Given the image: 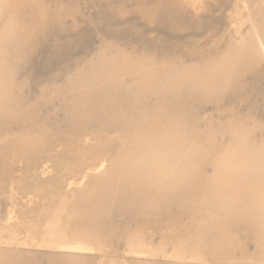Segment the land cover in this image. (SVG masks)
Here are the masks:
<instances>
[{"label": "bare ground", "instance_id": "1", "mask_svg": "<svg viewBox=\"0 0 264 264\" xmlns=\"http://www.w3.org/2000/svg\"><path fill=\"white\" fill-rule=\"evenodd\" d=\"M0 264H264V0H0Z\"/></svg>", "mask_w": 264, "mask_h": 264}, {"label": "rangeland", "instance_id": "2", "mask_svg": "<svg viewBox=\"0 0 264 264\" xmlns=\"http://www.w3.org/2000/svg\"><path fill=\"white\" fill-rule=\"evenodd\" d=\"M114 17L116 18V16H114ZM117 17H118V16H117ZM115 18L113 19V25H114L115 27L120 26L118 29H123V34H122L123 36L121 35V38L124 37L123 39H125V38H126V39H130L131 36H133V35H135V34H136L135 36L137 37V36H139V35L137 34L138 32H141V33L143 32V33H144V30L146 31V27H143V26H145V25H147V24H146L144 21H142V22H144V24H143L142 22H141V24H140V23L137 22L138 20H135V19H134V21H132L133 18H131V17L129 18V16H127V17H123V18L120 17L119 20H118V18H116V19H115ZM124 18L127 19V23L129 22L128 25H127V23L125 24L126 20H125ZM120 19H121V20L123 19V20L121 21ZM124 20H125V22H124ZM120 21H121V22H120ZM118 22H119V23H118ZM134 22H135V23L137 22V24H138V26H137V24L135 25L136 28H135V26H133V24H132V23H134ZM139 22H140V21H139ZM115 23H116L117 25H116ZM130 23H131V24H130ZM135 23H134V24H135ZM119 24H120V25H119ZM123 24H125V25H123ZM139 24H140V26H139ZM121 25H122V27H121ZM130 25H131L134 29H133L132 27H130ZM114 26H113V27H114ZM128 28L130 29V30H129L130 32L128 31ZM137 28H138V30H137ZM141 28H142V29H141ZM143 28H144V29H143ZM114 29L117 30V28H114ZM124 29H125V30H124ZM148 29H149V28H147V30H148ZM133 30H134V33H133L131 36L128 37V35H130V34H128V32L131 33V32H133ZM135 30L137 31V33H135ZM139 30H140V31H139ZM141 30H143V31H141ZM161 30L163 31V29H161ZM161 30H159L160 32H159V31L157 32V30L155 31V30L149 29V33H153V32L156 33V32H157V33H156L157 36L161 37L162 34H166V31L161 32ZM119 31H120V30H119ZM152 31H153V32H152ZM121 32H122V31H121ZM124 32H126V33H124ZM149 33L146 31V33H144L143 35L148 36ZM126 34H127V35H126ZM194 34H195V33H192V34H189V35H188V34H180V33H179V34H176V35L173 34V35H170V36H169V35H166V36H168L169 38H174V39H182V37L189 38V37H191V36H194ZM183 35H184V36H183ZM126 36H127V37H126ZM135 36H134L133 38H136ZM164 36H165V35H162V37H164ZM181 36H182V37H181ZM175 37H178V38H175Z\"/></svg>", "mask_w": 264, "mask_h": 264}]
</instances>
